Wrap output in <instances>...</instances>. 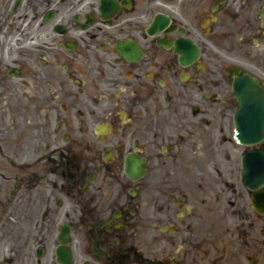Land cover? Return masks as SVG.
Listing matches in <instances>:
<instances>
[{"label": "flooded vegetation", "instance_id": "1", "mask_svg": "<svg viewBox=\"0 0 264 264\" xmlns=\"http://www.w3.org/2000/svg\"><path fill=\"white\" fill-rule=\"evenodd\" d=\"M246 76L264 0H0L1 264H262Z\"/></svg>", "mask_w": 264, "mask_h": 264}, {"label": "water", "instance_id": "2", "mask_svg": "<svg viewBox=\"0 0 264 264\" xmlns=\"http://www.w3.org/2000/svg\"><path fill=\"white\" fill-rule=\"evenodd\" d=\"M248 82V81H247ZM244 92L238 91L241 110L235 117V140L242 145H254L264 140V96L249 87ZM243 181L251 190L260 189L264 185V154L251 152L243 162ZM264 211V192L259 194L257 206Z\"/></svg>", "mask_w": 264, "mask_h": 264}, {"label": "rangeland", "instance_id": "3", "mask_svg": "<svg viewBox=\"0 0 264 264\" xmlns=\"http://www.w3.org/2000/svg\"><path fill=\"white\" fill-rule=\"evenodd\" d=\"M231 136L232 135H230V139H231ZM229 151H230V154H231V156H232V158H233V160L235 162L233 164V166H232V168L235 169V170H233L231 172H234V174L236 176H238V172H239V159H240L241 154L243 153V149L240 148V147L234 146L233 144H230ZM237 164H238V166H237ZM0 264H1V262H0ZM263 264H264V260H263Z\"/></svg>", "mask_w": 264, "mask_h": 264}]
</instances>
